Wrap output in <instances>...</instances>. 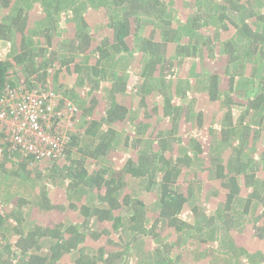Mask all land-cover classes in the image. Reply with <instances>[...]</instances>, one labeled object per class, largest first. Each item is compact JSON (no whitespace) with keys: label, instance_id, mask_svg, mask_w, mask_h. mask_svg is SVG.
Wrapping results in <instances>:
<instances>
[{"label":"trees","instance_id":"1","mask_svg":"<svg viewBox=\"0 0 264 264\" xmlns=\"http://www.w3.org/2000/svg\"><path fill=\"white\" fill-rule=\"evenodd\" d=\"M17 83L79 125L5 148L0 264H264V0H0Z\"/></svg>","mask_w":264,"mask_h":264},{"label":"built area","instance_id":"2","mask_svg":"<svg viewBox=\"0 0 264 264\" xmlns=\"http://www.w3.org/2000/svg\"><path fill=\"white\" fill-rule=\"evenodd\" d=\"M59 100L64 108L56 109ZM78 112L75 101L55 91L6 87L0 95V159L7 147L36 160L63 157L76 131Z\"/></svg>","mask_w":264,"mask_h":264},{"label":"rangeland","instance_id":"3","mask_svg":"<svg viewBox=\"0 0 264 264\" xmlns=\"http://www.w3.org/2000/svg\"><path fill=\"white\" fill-rule=\"evenodd\" d=\"M20 77V79L21 78H23L22 76H19ZM19 79V80H20ZM17 86H21V87H25L26 86V84H23V83H20V84H18L17 83ZM63 88L64 87H62L61 88V90L63 91ZM60 91V90H59ZM200 105V104H199ZM199 108V107H198ZM78 125H79V122L77 123ZM77 127L78 126H76V130H77ZM11 168H9V170H10ZM0 171H1V168H0ZM8 177V175L7 176H1V172H0V197H2L3 199H5V200H7L10 204H12V206H13V198L12 197H10V195H9V193H3L2 192V189H9V188H12V190H10V193H12V191H13V185H10L9 183H7L8 181L6 180V178ZM10 180V179H9ZM135 185H133V187H134ZM23 188V187H22ZM22 193V192H21ZM52 196H54V194L52 193V195H51V197ZM203 210L204 209H202V212H203Z\"/></svg>","mask_w":264,"mask_h":264}]
</instances>
